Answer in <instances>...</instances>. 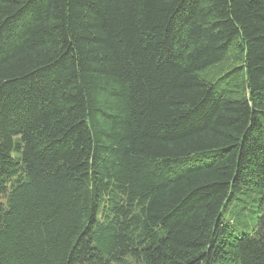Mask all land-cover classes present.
Here are the masks:
<instances>
[{"label": "trees", "instance_id": "1", "mask_svg": "<svg viewBox=\"0 0 264 264\" xmlns=\"http://www.w3.org/2000/svg\"><path fill=\"white\" fill-rule=\"evenodd\" d=\"M0 264H264V0H0Z\"/></svg>", "mask_w": 264, "mask_h": 264}, {"label": "rangeland", "instance_id": "2", "mask_svg": "<svg viewBox=\"0 0 264 264\" xmlns=\"http://www.w3.org/2000/svg\"><path fill=\"white\" fill-rule=\"evenodd\" d=\"M211 75H213L214 73H210Z\"/></svg>", "mask_w": 264, "mask_h": 264}]
</instances>
